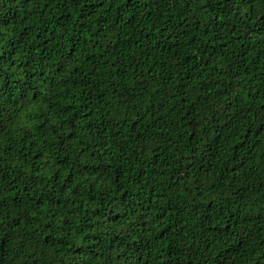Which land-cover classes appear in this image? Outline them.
I'll use <instances>...</instances> for the list:
<instances>
[{
    "label": "trees",
    "instance_id": "obj_1",
    "mask_svg": "<svg viewBox=\"0 0 264 264\" xmlns=\"http://www.w3.org/2000/svg\"><path fill=\"white\" fill-rule=\"evenodd\" d=\"M0 264H264V0H0Z\"/></svg>",
    "mask_w": 264,
    "mask_h": 264
}]
</instances>
